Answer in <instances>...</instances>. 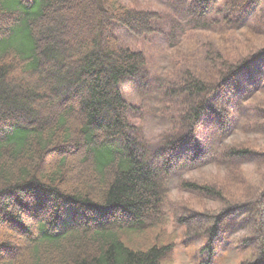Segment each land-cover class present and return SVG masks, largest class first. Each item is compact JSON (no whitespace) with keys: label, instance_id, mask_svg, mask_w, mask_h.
Returning <instances> with one entry per match:
<instances>
[{"label":"trees","instance_id":"trees-1","mask_svg":"<svg viewBox=\"0 0 264 264\" xmlns=\"http://www.w3.org/2000/svg\"><path fill=\"white\" fill-rule=\"evenodd\" d=\"M195 2L201 17L215 5ZM263 2L228 0L224 21L238 17L264 36V15L251 17ZM76 14L84 37L69 24ZM157 18L122 0H0V264H172L173 246L153 238L167 221L171 168L229 170L253 155L234 143L221 154L214 143L240 132L236 109L252 99L264 49L214 82L189 84L191 125L205 133L183 127L157 149L143 138L121 87L136 85L148 58L123 46L115 28L141 39ZM180 188L220 195L209 185ZM220 223L231 225L219 222L212 242Z\"/></svg>","mask_w":264,"mask_h":264},{"label":"rangeland","instance_id":"rangeland-1","mask_svg":"<svg viewBox=\"0 0 264 264\" xmlns=\"http://www.w3.org/2000/svg\"><path fill=\"white\" fill-rule=\"evenodd\" d=\"M122 1L132 9L158 14L153 22L155 32L141 39L115 28L123 46L141 51L148 58L136 85L121 87L131 113L137 117L134 124L152 149L159 148L165 138L183 127L205 133L201 123L191 125L189 107H193L194 101L187 94L189 84L196 79L203 85L209 84L226 72L229 65L259 56L264 49V36L256 35L253 29H248V22L238 17L231 18L229 26L224 21L228 0H215L213 9L204 17L195 0ZM77 3L85 5L87 0ZM254 12L251 17L263 16L264 2ZM82 19V14H76L69 24L77 26L84 37L87 26ZM61 21L59 16L55 20L58 26ZM253 85L257 87L252 99L236 109L240 132L231 141L214 143L221 154L226 145L234 143L253 155L239 164L229 162V170L218 165L188 172L185 167L171 168L166 206L160 216L167 221L159 229L158 237L154 233L153 238L158 240L161 235L173 246L169 256L172 264H257L264 257V67ZM17 88L12 86L14 90ZM73 172L77 173V169ZM181 182L209 185L220 195L215 200L189 194L181 190ZM248 206L257 209V213L247 212ZM225 221L231 225L220 223L212 242V230ZM4 234L1 232L0 237ZM11 236L8 235L15 240ZM210 248H213L211 257Z\"/></svg>","mask_w":264,"mask_h":264}]
</instances>
